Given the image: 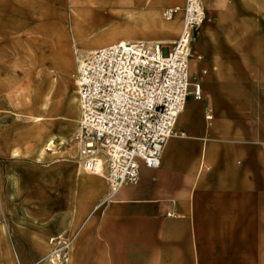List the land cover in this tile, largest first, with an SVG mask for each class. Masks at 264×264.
Listing matches in <instances>:
<instances>
[{
  "label": "crops",
  "instance_id": "obj_1",
  "mask_svg": "<svg viewBox=\"0 0 264 264\" xmlns=\"http://www.w3.org/2000/svg\"><path fill=\"white\" fill-rule=\"evenodd\" d=\"M184 1L87 0L79 6L75 0H1L0 19L6 12L3 25L12 26L8 12L25 11V5L70 12L34 27L41 28V67L52 74L73 68L75 75L77 54L113 43L171 46L182 15L169 22L161 13ZM200 2L204 19L193 33L188 73L189 89L198 82L201 99L188 96L160 166L142 165L135 183L107 199L105 170L83 171L69 142L74 121L53 125L63 130L52 137L66 140H53L54 149L43 148L10 181L13 212L6 231L0 228V264H47L49 240L58 237L71 240L68 264H264V0ZM100 5L123 13L122 29L90 33V11ZM13 25L32 26L24 20ZM70 29L83 44L74 48V65L66 54ZM93 37L107 42L90 48ZM76 116L78 122L77 106Z\"/></svg>",
  "mask_w": 264,
  "mask_h": 264
},
{
  "label": "built area",
  "instance_id": "obj_2",
  "mask_svg": "<svg viewBox=\"0 0 264 264\" xmlns=\"http://www.w3.org/2000/svg\"><path fill=\"white\" fill-rule=\"evenodd\" d=\"M182 15L181 30L171 46L159 42L121 41L75 57L78 125L69 139L86 173L103 176L107 199L139 178L141 166H160L163 147L189 95L201 99L190 81L194 30L204 19L200 0L166 8L171 20ZM50 264H68L71 240H51Z\"/></svg>",
  "mask_w": 264,
  "mask_h": 264
},
{
  "label": "rangeland",
  "instance_id": "obj_3",
  "mask_svg": "<svg viewBox=\"0 0 264 264\" xmlns=\"http://www.w3.org/2000/svg\"><path fill=\"white\" fill-rule=\"evenodd\" d=\"M75 1L79 6L87 2V0ZM25 9L27 10L21 12H8L11 16L10 27L3 25L7 23L6 12H4L5 19L3 17L0 19V228L3 231H6L9 217H12L10 215L13 212L11 179L14 176H21L22 165L35 163V160L39 159V150L45 148L47 137L53 132L63 130L57 126L72 123V120L77 118L76 102H72L76 90L73 68L68 73L51 69L53 77L49 78L46 70L41 67L42 63L38 62L42 39L36 32L41 28L34 27L36 23L50 15L66 16L70 12H37L33 5H25ZM164 10L161 13V20L170 22L171 20H165ZM86 13V11L77 12L81 15ZM122 15V12L109 9L107 6H96L90 11V19L93 21L90 33L97 32L98 35H104L122 29L124 23ZM22 20L26 25L32 26L28 28L13 25ZM70 36L71 51L66 54L71 55L74 65V48L80 49L83 44L77 42L75 29H70ZM106 42L104 38L93 37L89 44L90 48H97ZM47 54L48 50L45 48L44 55ZM43 65L51 68L50 60L45 59ZM36 74H41L40 82H37ZM48 87L49 101L45 111L40 107V102ZM37 114H42L43 120L38 123L32 122L31 118ZM55 124L57 126L53 130L52 126ZM66 138L54 137L53 140L65 141ZM50 148L54 149V145Z\"/></svg>",
  "mask_w": 264,
  "mask_h": 264
},
{
  "label": "bare ground",
  "instance_id": "obj_4",
  "mask_svg": "<svg viewBox=\"0 0 264 264\" xmlns=\"http://www.w3.org/2000/svg\"><path fill=\"white\" fill-rule=\"evenodd\" d=\"M178 14V13H177ZM166 20V19H165ZM46 71H49V70H46ZM40 72V71H39ZM41 73V72H40ZM48 76H49V78L50 79H52V77H53V74L51 73V71H49L48 72ZM40 77H41V74L40 75H38V74H36V79H37V82H40ZM49 79V80H50ZM52 90V89H51ZM44 92V91H43ZM48 92H49V87L48 88H46L45 89V92H44V97H43V99L41 100V102H40V107H42V109L43 110H47V105H48ZM72 102L73 103H75L76 102V97L73 95L72 96ZM74 111H75V109H74ZM43 118H44V116L42 115V114H37L36 116H33L32 118H31V121L32 122H35V123H38V122H41L42 120H43ZM73 123H74V127L76 128V126H77V118H75V119H73ZM77 122V123H76ZM63 138V137H62ZM51 145H54V142H53V137H52V135L49 137V139H47V141H46V144H45V147H50ZM48 149V148H47ZM42 148H40V150H39V153H42ZM59 238V237H58ZM54 239H57V238H53V239H50L49 240V245H52V243H50V241L51 240H54ZM49 247V246H48ZM46 259V258H45ZM45 263H47V264H50L49 263V261L46 259L45 260Z\"/></svg>",
  "mask_w": 264,
  "mask_h": 264
}]
</instances>
